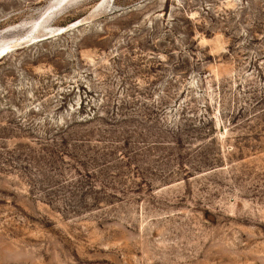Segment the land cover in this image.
Wrapping results in <instances>:
<instances>
[{
  "label": "rangeland",
  "instance_id": "1",
  "mask_svg": "<svg viewBox=\"0 0 264 264\" xmlns=\"http://www.w3.org/2000/svg\"><path fill=\"white\" fill-rule=\"evenodd\" d=\"M51 1L0 0V264H264V0H74L31 33Z\"/></svg>",
  "mask_w": 264,
  "mask_h": 264
},
{
  "label": "bare ground",
  "instance_id": "2",
  "mask_svg": "<svg viewBox=\"0 0 264 264\" xmlns=\"http://www.w3.org/2000/svg\"><path fill=\"white\" fill-rule=\"evenodd\" d=\"M68 0H52L49 4H48V6L46 7V9H44L43 11V14L41 15V18H40V20H38L36 23H34L35 25L31 28V33H34V32H36L37 31V29L39 28V26H40V21L43 19V18H45V16H47V15H51V13H53V12H55L57 9H60L61 7H63L64 5H66L67 3H69V2H71V1H74V0H69L68 2H67ZM64 8V7H63ZM49 17V16H48ZM73 25H75V24H73ZM60 30H66V28H61ZM59 30V31H60ZM71 30V29H70ZM58 32V31H57ZM56 35V34H55ZM54 36V35H53ZM48 37H52V35H49ZM20 42H23L22 40L20 41ZM27 42H29V41H25V42H23V43H21V44H19V45H22V44H25V43H27ZM16 43V42H15ZM10 44V43H9ZM9 44H8V46H4V47H2L1 49H0V60L1 59H3V58H5V57H7L8 55H10L14 50H16V48H14V46L16 47V46H18V45H16V44H14V45H11L10 44V46H9ZM6 45V44H5ZM19 48V47H18Z\"/></svg>",
  "mask_w": 264,
  "mask_h": 264
},
{
  "label": "water",
  "instance_id": "3",
  "mask_svg": "<svg viewBox=\"0 0 264 264\" xmlns=\"http://www.w3.org/2000/svg\"><path fill=\"white\" fill-rule=\"evenodd\" d=\"M69 1V0H68ZM67 1V2H68ZM82 25V23H78V24H76V25H74V26H72L73 28H76V27H78V26H81ZM67 31V29L66 30H60V31H58V33H56V35H54V36H57V35H60V34H63L64 32H66ZM54 36H52V37H48V36H46V37H44L45 39H42V40H39V42L40 41H44V40H48V39H50V38H53Z\"/></svg>",
  "mask_w": 264,
  "mask_h": 264
}]
</instances>
